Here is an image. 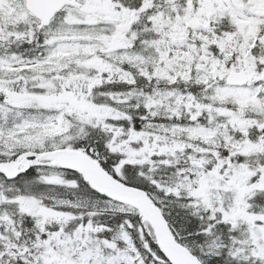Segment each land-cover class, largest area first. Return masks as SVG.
Masks as SVG:
<instances>
[{"label":"snow or ice","instance_id":"1","mask_svg":"<svg viewBox=\"0 0 264 264\" xmlns=\"http://www.w3.org/2000/svg\"><path fill=\"white\" fill-rule=\"evenodd\" d=\"M0 264H264V0H0Z\"/></svg>","mask_w":264,"mask_h":264}]
</instances>
